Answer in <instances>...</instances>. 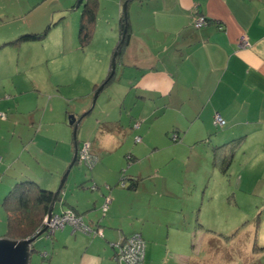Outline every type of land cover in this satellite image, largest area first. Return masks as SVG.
I'll return each instance as SVG.
<instances>
[{
  "label": "crops",
  "instance_id": "0c3cea01",
  "mask_svg": "<svg viewBox=\"0 0 264 264\" xmlns=\"http://www.w3.org/2000/svg\"><path fill=\"white\" fill-rule=\"evenodd\" d=\"M122 1H116L117 6ZM127 14L128 45L116 64L113 82L98 96L103 97L102 103H108V107L115 106V110L100 121V125L106 126L103 129L105 138H101L100 145H94L92 153L100 157L121 144L122 152L131 151V157L138 160L156 154L162 147H170L173 151L171 160L175 158V151L181 150L194 153L198 162H206L210 152L213 165L214 148L240 140L229 148L233 159L228 172L223 174L213 166L215 174L230 175L235 191L250 193L251 201L264 199V186L256 187L257 181H264L259 179L264 177V0L132 1L128 4ZM195 17H203L209 23L195 28ZM242 37L248 40L249 48L239 46ZM105 48L107 53L98 54L96 65L81 62L82 65L48 67L41 69L42 80L37 78L35 70L25 71L29 76L28 87L21 86L22 82L9 85L6 80L12 76H9V70H6L9 77L3 76L0 70V109L14 106L25 112L22 110L25 105L21 103L25 98L21 96L32 93L27 102L28 110L35 109L30 103L38 110L26 118L31 121L32 130L17 118L23 113L4 112L5 120L0 118V137L2 132L7 133L0 138L1 163L4 164L0 172V205L12 186L21 181H34L41 186L38 180L52 182L50 180L64 174L75 146L79 148L84 143L77 141L81 123L80 116L75 114L77 106L80 103V110H87L94 92L110 70L109 58L110 55L112 58L114 47L106 41ZM48 108L50 110L46 112ZM69 114H73L77 123L75 137L74 127L67 123ZM216 115L225 121L223 127L214 125ZM174 132L179 135L178 143L172 138ZM169 134L170 142L176 144L168 143ZM157 135L166 139V144L160 146L154 140ZM128 137H140L139 143L143 144L123 146V140ZM33 139L36 143L32 147ZM111 141L112 146L107 144ZM98 159L91 179L81 182L82 188L77 187L80 192L76 191L70 197L64 192L56 212L58 201L54 205L53 213L58 214L71 206L85 223L98 225L102 230L101 238L92 241L77 232L60 235L63 237L61 244L68 243V239L69 242L77 241L76 236L80 235L82 244L85 239L87 245L93 247L87 257L68 259L64 264H114L111 244L121 234L132 233H140L145 242L144 264H157L153 259L156 248H177L184 242L188 222L184 207L166 212L164 206L165 199L174 200L178 195L159 193L156 183L152 184V167L155 172L161 169L157 160L151 162L148 173L133 165L127 178L135 180L136 188L128 189L119 188L118 177L112 174L121 163L117 162L118 166L114 168L115 162H111V158L106 162ZM41 161L47 166L40 167ZM92 181L98 187L105 185L109 191L101 189L97 195L84 196L83 191H88ZM146 183L150 190L145 189ZM103 194H107L105 200L109 199L110 204L106 215L100 216L94 206L96 201L102 200L100 195ZM0 234V238H4V234ZM52 239L51 246L36 240L32 245L36 252L32 253L43 260L42 253L51 254L49 249L54 250V243L58 242L56 236ZM255 248L254 244L253 250ZM45 260L51 264L50 255ZM173 261L177 264L180 260L174 258ZM54 264H58L57 260Z\"/></svg>",
  "mask_w": 264,
  "mask_h": 264
},
{
  "label": "rangeland",
  "instance_id": "374dc122",
  "mask_svg": "<svg viewBox=\"0 0 264 264\" xmlns=\"http://www.w3.org/2000/svg\"><path fill=\"white\" fill-rule=\"evenodd\" d=\"M77 1L0 0V70L3 76H8L7 69L10 73L9 76L12 75L6 79L9 81V85L12 82L16 85L22 82L21 86L28 87L27 82L29 81L27 77L29 76L26 75L25 71L35 70L37 78L39 77L42 80L43 73L41 69H47L48 67L50 69L66 67L71 64H80L81 62L84 65H96L98 54L107 53L105 48L106 41H110L112 47L119 41L118 19L119 15L123 12L125 2L117 6L118 0H98L99 9L96 28L93 34L94 39L87 47L81 48L77 40V30L82 4L76 7ZM20 36L44 37L18 45L8 44L16 41ZM110 51L112 52L111 48ZM111 60L110 55V64ZM106 91L107 88L104 89V92ZM31 95L32 93L21 96V98H25L21 102L25 105L22 109L25 112H22L21 109L17 110L14 106L9 109L1 108L2 112L0 113L4 114L3 117H0L1 120L4 121L5 115L9 113H23L18 114L17 118L26 122L27 126L32 130L31 121L29 119L26 121V118L30 115H35L38 110H36L37 107L32 103H30L31 107L33 106L35 109L33 111L28 110L27 102L31 100ZM102 100L103 97L97 98L89 115L79 120L81 123L78 128L77 141L89 142L91 144L90 151L93 150L95 144L99 143L100 145L99 141L104 137L103 129L105 127L104 125H100V121L109 112L113 113V110H115V106L108 107V103L103 104ZM79 104L75 112L78 117L85 114L91 108V105H89L87 110L82 111ZM41 110L43 113L44 110ZM49 110L50 108L46 112ZM106 110L108 111L106 112ZM70 116H73V114L67 115L68 124ZM3 128L8 129L7 127ZM32 134L34 136L33 131ZM1 135L2 137L6 136L7 133L2 132ZM170 137L169 134L166 138L169 140L168 143L171 145L176 144L170 142ZM37 139L36 137V141ZM166 139L164 140L161 136L159 138V135L156 138L154 137V140L158 141L160 146L166 144ZM106 140L108 141L109 139L107 138ZM36 141L32 140V147ZM112 143L111 141L107 144L112 146ZM120 143H122V140ZM127 144L139 147L143 142L135 143L134 137L132 139L128 137L123 140V146ZM114 147H116V144ZM121 147L122 145L120 144V147H116L111 153L106 152L104 155L98 157L100 160H104V162L108 161V158H111V162H115V158L120 154L117 162H120L121 166L118 170H114V173L112 170V174L118 177V181L121 180L122 182V179L130 175V168L133 165H136L135 169L148 173L151 169V162L153 163L157 160L156 163L161 165V169H156L158 172H155V168L152 167V184L156 183V190L160 191L159 193L164 191L165 193L171 192L178 195V198H174V200H164L165 211L170 212L171 208L178 209L182 206L186 211L188 222L185 228L186 232L184 230L183 244H180L177 248L176 246L172 247V249H163L162 246L156 248L153 259L157 264H174V258L181 261L177 264H264V250H258L259 248H264V199L260 198L259 200L251 201L253 197L250 193L244 194L241 192V194L239 193L240 191H235L236 186H234V180L230 179V175L229 177H224L215 174L216 171L213 169V165H211L210 152L207 157L208 162H198L194 153L181 150L175 151V158L171 160L170 156L173 152L171 148L162 147L156 154H149V157L134 160L131 157V151L122 152ZM188 153L191 155L190 158ZM92 154L96 156L94 153ZM1 159H3L2 151H0V172L4 167ZM117 162L113 164L114 168L118 166ZM20 163L23 164L22 159H20ZM43 165L47 166L45 161L39 163L40 167H44ZM96 166L97 164L93 167H86V169L76 163L67 177L60 198H62L64 192H67L69 197L76 194V191L80 192L77 186L86 179H91L93 172L97 168ZM149 174L145 175L149 176ZM63 175L61 174L58 179L50 180L52 182H48V180H43L44 182L38 180V182L41 184V187L55 193L60 186ZM46 178L48 177L46 176ZM259 179L262 181L264 177L260 176ZM257 183V188L264 186V181H257ZM94 184L96 185L95 181L90 182L88 191H83V193H86L84 196L95 195L101 189L107 190L105 185L98 187V184L96 185L97 188L92 190L91 187ZM145 189H151L148 183H146ZM143 190L142 188L141 192ZM109 196L111 195L109 194ZM73 197L75 198V196ZM106 197L107 194L100 195L102 200H99L98 203L97 201L95 202L94 210L100 216L106 215V212L102 209ZM203 198L204 200H202ZM58 207L59 201L55 206V212L58 210ZM123 210L126 211V209ZM5 217L4 209L0 205V233L4 235L6 233ZM44 220H47V218ZM66 228L70 229L69 233V229L63 232L65 228L61 231H55L54 238L56 236L58 242L54 243V250L49 249L51 254L49 253L48 255L51 256V264H54L55 260H57L58 264H64L68 259H82L87 257L88 251L93 250V247L87 245L85 239H83L84 243H81L82 237L80 235L76 236L77 241L69 242L68 239V243L61 244L63 237L60 235L65 236V233L69 235L72 232L71 227ZM76 232L88 237L91 241L95 238H101L98 235H88L80 231ZM165 233L163 232L164 235ZM39 240L47 242L48 246H51L53 241V239L49 241L43 237H39L37 241L39 242ZM254 244L256 248L253 250ZM66 246L68 248H65ZM35 249L43 251L40 248ZM41 257L43 260L40 258V255L32 253L30 264H48V261L45 260L47 259L46 256L42 254ZM113 263L115 264L116 262L114 261Z\"/></svg>",
  "mask_w": 264,
  "mask_h": 264
},
{
  "label": "trees",
  "instance_id": "16d2710c",
  "mask_svg": "<svg viewBox=\"0 0 264 264\" xmlns=\"http://www.w3.org/2000/svg\"><path fill=\"white\" fill-rule=\"evenodd\" d=\"M132 1L144 2L147 0H123L122 1V3L126 2L127 4H126V11L122 12L119 15V19H118L119 41L115 44L113 48V55H112L115 57V65L119 62V59L124 53V50L127 47L128 42H129V25H128L127 7H128V4ZM80 4H82V11L80 15L78 30H77V40H78V44L80 45V47L85 48L91 43L93 39V34L96 28V19L98 15L99 3H98V0H78L76 7ZM206 22L207 24L209 23L208 20H206ZM42 37L44 36H20L16 41L10 42L8 44L18 45L26 41L39 40ZM110 74H111V71L109 70V73L107 74L106 78L99 85V86L103 85V89L108 87L114 80V75L111 76ZM174 133L175 134L172 138L174 139V142H177L180 138L176 132ZM239 142L240 140H232L220 147H216L213 149L214 151L213 166H215L223 174H226L228 172V166L232 162V159H233V152H229V148L231 145L237 144ZM83 145L84 144L82 143L81 146ZM79 151L80 149H77V153H79ZM76 163L77 162H75V164ZM134 181L135 180H132V178H129V179L124 178L122 179V182H124L125 186L124 187L121 186V184H123L121 180L119 181L118 185L120 186V188L135 189L136 182ZM77 187L82 188V183H80ZM95 188H97V186H95ZM53 195H54V192L41 187L34 181H21L15 184L14 186H12V188L8 191V193L4 197L2 204H1L2 208L4 209V213L6 215V233L4 235V238H8L10 240H23V239H27V238H30L36 235L39 229L42 230L43 221L48 214L49 208L53 200ZM59 199L60 197L57 198V201ZM65 212H70L74 214L76 217H79L82 220V222L92 230V232H97L101 230V227H99L98 225L90 226L87 223H85L83 221L82 216L78 214L75 211V209H73L71 206L70 208L67 207L61 213H65ZM55 214L56 213H53V215ZM66 227H71V226L67 225L64 228ZM63 229H58V231H61ZM55 231L47 230L39 237H43L47 240H51L52 236H54L55 234ZM71 231L74 233L77 230H73V227H71ZM86 234L97 235L93 233H86ZM135 234H138L143 240L140 233H132L126 236L121 234V236L118 237L117 241L114 244H111V248L114 250L113 259L115 262H116L115 258H116L117 253H116V249L114 248V245L118 242L119 238L121 237L128 238ZM144 246H145V242H144ZM258 250H264V248H259ZM33 252H36V251L33 250ZM47 257H48V254L46 255V258ZM144 257H145V254H144ZM142 264H144V259H143Z\"/></svg>",
  "mask_w": 264,
  "mask_h": 264
},
{
  "label": "built area",
  "instance_id": "2783aa9c",
  "mask_svg": "<svg viewBox=\"0 0 264 264\" xmlns=\"http://www.w3.org/2000/svg\"><path fill=\"white\" fill-rule=\"evenodd\" d=\"M194 26L195 28H202L207 26L206 19L203 17H195L194 18ZM221 29V27L219 28ZM239 46L241 48H249L250 44L248 40L244 37L241 38ZM0 117H3V114L0 113ZM214 125L223 127L225 125V121L222 120L220 116H216L214 118ZM134 127H137L135 125ZM134 141L139 143L141 141L140 137H135ZM84 146H81L79 149V153H77V163L80 166L93 167L95 164L99 162L98 157L92 154L90 151L91 144L88 142L83 143ZM124 184V182H122ZM92 190L95 189V186H92ZM110 204V200L106 199L103 205V211H107L108 206ZM46 218V217H45ZM47 220L43 221V228L46 226L47 230L55 231L58 229H63L65 226L73 227V230L82 231L84 233H93L98 236L102 235V230L97 232H92V230L86 226L79 217H76L74 214L70 212L55 214L51 216L48 223ZM41 229L37 231L39 233ZM116 249V263L117 264H142L145 254V246L144 242L138 234L132 235L128 238L121 237L118 242L114 245ZM47 254L44 253L43 256Z\"/></svg>",
  "mask_w": 264,
  "mask_h": 264
},
{
  "label": "water",
  "instance_id": "95a60500",
  "mask_svg": "<svg viewBox=\"0 0 264 264\" xmlns=\"http://www.w3.org/2000/svg\"><path fill=\"white\" fill-rule=\"evenodd\" d=\"M126 2L123 5V12L126 11ZM115 57H112L111 64H110V71H111V76L114 75L115 73ZM103 90V85L99 86L97 90L94 92L91 100V108L89 111H87L85 114L79 117V120L82 119L85 115L89 114L92 108L95 105V102ZM69 125L74 127V137L76 134V129H77V123H75V118L73 116H70L69 118ZM75 153L73 155V158L65 171L63 178L60 182V186L58 190L54 193L53 195V200L50 206V209L47 214V221L46 223L49 222L52 214H53V209L54 205L57 202V198L60 197V194L62 192V189L64 187V184L67 180V177L72 169V167L75 165L76 158H77V147L75 146L74 149ZM45 230H47V227L45 226L39 233L36 235L23 239V240H10L8 238H0V264H30V259H31V254L33 252L32 245L34 242L38 239L39 236H41Z\"/></svg>",
  "mask_w": 264,
  "mask_h": 264
},
{
  "label": "bare ground",
  "instance_id": "6f19581e",
  "mask_svg": "<svg viewBox=\"0 0 264 264\" xmlns=\"http://www.w3.org/2000/svg\"><path fill=\"white\" fill-rule=\"evenodd\" d=\"M240 40H241V39H240ZM83 146H84V145H83ZM76 152H77V151H76ZM121 186H122V187H124V186H125V184H121ZM49 209H50V208H49ZM45 231H47V230H45Z\"/></svg>",
  "mask_w": 264,
  "mask_h": 264
},
{
  "label": "clouds",
  "instance_id": "9594fccd",
  "mask_svg": "<svg viewBox=\"0 0 264 264\" xmlns=\"http://www.w3.org/2000/svg\"><path fill=\"white\" fill-rule=\"evenodd\" d=\"M77 149H79V148H77ZM76 154H77V152H76ZM76 162H77V158H76ZM47 217V216H46Z\"/></svg>",
  "mask_w": 264,
  "mask_h": 264
}]
</instances>
